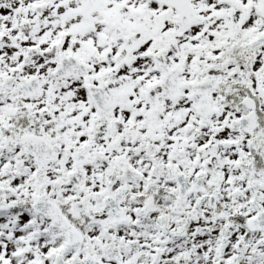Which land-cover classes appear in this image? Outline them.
<instances>
[{"label": "snow or ice", "instance_id": "6c2138e0", "mask_svg": "<svg viewBox=\"0 0 264 264\" xmlns=\"http://www.w3.org/2000/svg\"><path fill=\"white\" fill-rule=\"evenodd\" d=\"M0 264H264V0H0Z\"/></svg>", "mask_w": 264, "mask_h": 264}]
</instances>
